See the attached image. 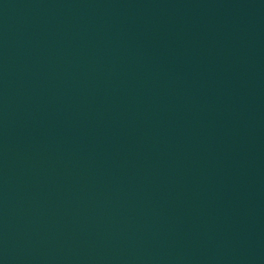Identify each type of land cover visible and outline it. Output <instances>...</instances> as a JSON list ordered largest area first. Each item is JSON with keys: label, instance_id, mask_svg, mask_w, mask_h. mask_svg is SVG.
Segmentation results:
<instances>
[{"label": "water", "instance_id": "water-1", "mask_svg": "<svg viewBox=\"0 0 264 264\" xmlns=\"http://www.w3.org/2000/svg\"><path fill=\"white\" fill-rule=\"evenodd\" d=\"M0 264H264V0H0Z\"/></svg>", "mask_w": 264, "mask_h": 264}]
</instances>
